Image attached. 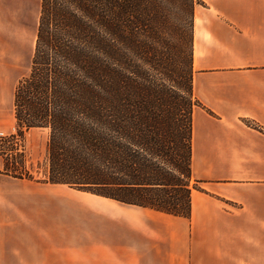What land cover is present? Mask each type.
I'll return each instance as SVG.
<instances>
[{
  "label": "trees",
  "instance_id": "1",
  "mask_svg": "<svg viewBox=\"0 0 264 264\" xmlns=\"http://www.w3.org/2000/svg\"><path fill=\"white\" fill-rule=\"evenodd\" d=\"M198 5L40 0L14 107L20 135L50 130L43 183L190 217Z\"/></svg>",
  "mask_w": 264,
  "mask_h": 264
},
{
  "label": "crops",
  "instance_id": "2",
  "mask_svg": "<svg viewBox=\"0 0 264 264\" xmlns=\"http://www.w3.org/2000/svg\"><path fill=\"white\" fill-rule=\"evenodd\" d=\"M200 1L191 162L200 190L189 218L103 198L121 264H264V0Z\"/></svg>",
  "mask_w": 264,
  "mask_h": 264
},
{
  "label": "rangeland",
  "instance_id": "3",
  "mask_svg": "<svg viewBox=\"0 0 264 264\" xmlns=\"http://www.w3.org/2000/svg\"><path fill=\"white\" fill-rule=\"evenodd\" d=\"M39 13L40 0H0V264H121L115 224L104 219L112 204L43 183L50 130L20 135L14 96L30 72Z\"/></svg>",
  "mask_w": 264,
  "mask_h": 264
},
{
  "label": "built area",
  "instance_id": "4",
  "mask_svg": "<svg viewBox=\"0 0 264 264\" xmlns=\"http://www.w3.org/2000/svg\"><path fill=\"white\" fill-rule=\"evenodd\" d=\"M3 138H4V133L0 132V148H1V142H2Z\"/></svg>",
  "mask_w": 264,
  "mask_h": 264
}]
</instances>
